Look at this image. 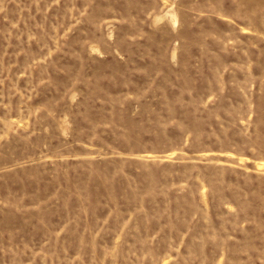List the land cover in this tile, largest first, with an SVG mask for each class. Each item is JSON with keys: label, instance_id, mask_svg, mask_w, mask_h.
I'll use <instances>...</instances> for the list:
<instances>
[{"label": "rangeland", "instance_id": "rangeland-1", "mask_svg": "<svg viewBox=\"0 0 264 264\" xmlns=\"http://www.w3.org/2000/svg\"><path fill=\"white\" fill-rule=\"evenodd\" d=\"M0 264H264V0H0Z\"/></svg>", "mask_w": 264, "mask_h": 264}]
</instances>
